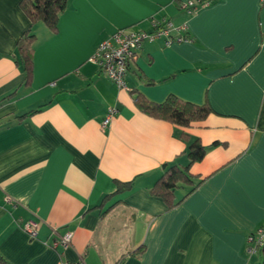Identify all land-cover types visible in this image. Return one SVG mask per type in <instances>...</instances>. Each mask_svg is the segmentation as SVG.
<instances>
[{
  "label": "crops",
  "instance_id": "obj_1",
  "mask_svg": "<svg viewBox=\"0 0 264 264\" xmlns=\"http://www.w3.org/2000/svg\"><path fill=\"white\" fill-rule=\"evenodd\" d=\"M185 1L67 0L56 31L32 23L25 84L17 43L30 21L22 0H0V264L259 261L245 248L264 224V0H193V12ZM166 22L169 37L143 40L128 67L132 91L91 60L116 30ZM138 92L153 102L169 94L207 102L211 111L179 126L140 110ZM196 138L206 151L189 171L202 182L169 207L151 187L166 165L188 163ZM117 181L132 185L104 198ZM30 219L35 238L22 227ZM66 231L70 244L54 247Z\"/></svg>",
  "mask_w": 264,
  "mask_h": 264
},
{
  "label": "trees",
  "instance_id": "obj_2",
  "mask_svg": "<svg viewBox=\"0 0 264 264\" xmlns=\"http://www.w3.org/2000/svg\"><path fill=\"white\" fill-rule=\"evenodd\" d=\"M23 9L30 21L29 27L19 38L17 43L18 61L22 64L24 72V82L28 84L32 76V53L34 34L31 30L32 23L42 21L51 31H56L59 14L66 8L67 0H28L21 2ZM184 36V35H183ZM185 37V36H184ZM132 91V89H130ZM137 107L143 112L157 118L169 120L179 126H189L192 122L202 120L211 111L208 103H195L182 99L174 94H169L161 102L148 100L141 92L135 98ZM34 110H29L21 114L18 118L30 114ZM184 138L188 135L183 133ZM216 144V142L212 143ZM206 151L205 145L199 139L189 141L187 150L184 152L188 158L186 165L171 163L165 166L163 174L156 180L150 192L161 197L169 207L176 206L187 197L201 182H194L198 175L189 171L191 163L200 161ZM132 181H117L113 193L107 196L122 193L131 187ZM186 187V191L179 198H176V190ZM259 261L256 264H264V243L257 249Z\"/></svg>",
  "mask_w": 264,
  "mask_h": 264
},
{
  "label": "built area",
  "instance_id": "obj_3",
  "mask_svg": "<svg viewBox=\"0 0 264 264\" xmlns=\"http://www.w3.org/2000/svg\"><path fill=\"white\" fill-rule=\"evenodd\" d=\"M197 3L193 0H187L181 3V7L188 12L196 10ZM206 4V2H202ZM155 25V24H154ZM174 28L170 22L166 24L155 25L151 31L146 30H129L118 29L110 37L104 39L97 46L91 60L98 63L100 69L118 88L130 90L125 83V74L132 61L136 58V51L141 46L143 40H153L159 36L169 37V32ZM185 37L179 35L177 40H183ZM170 39L167 38L168 44ZM117 111L116 107H109L105 117L101 121V127L104 129L108 126L112 115ZM9 199V197H7ZM23 230L30 238H35L37 235L38 223L35 220H27L22 225ZM72 238V231H66L59 235L57 239H53L52 245L55 247H67ZM264 243V224L257 227L253 232L247 235V245L245 251L252 255L257 253V249ZM56 264H78L67 261H59Z\"/></svg>",
  "mask_w": 264,
  "mask_h": 264
}]
</instances>
